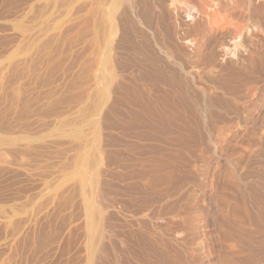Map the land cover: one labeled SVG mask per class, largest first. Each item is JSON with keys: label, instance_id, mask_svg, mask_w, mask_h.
I'll return each instance as SVG.
<instances>
[{"label": "rangeland", "instance_id": "rangeland-1", "mask_svg": "<svg viewBox=\"0 0 264 264\" xmlns=\"http://www.w3.org/2000/svg\"><path fill=\"white\" fill-rule=\"evenodd\" d=\"M132 2L0 0V264H169L160 251L177 249L142 163L144 145L167 141L145 139L127 104ZM168 3L176 29L194 18L184 0ZM136 20L140 50L157 49V29ZM238 38L221 60L236 59Z\"/></svg>", "mask_w": 264, "mask_h": 264}, {"label": "bare ground", "instance_id": "bare-ground-1", "mask_svg": "<svg viewBox=\"0 0 264 264\" xmlns=\"http://www.w3.org/2000/svg\"><path fill=\"white\" fill-rule=\"evenodd\" d=\"M149 1L131 5L134 16L157 29L160 46L145 42L140 50L134 18L127 104L132 121L145 125V139L161 136L165 140L158 141L168 144L143 146V176L156 190L152 202L162 204L171 229L180 233L175 252L163 250L157 258L169 264H264V0H184L186 14L195 16L190 22L180 16L178 29L168 0L157 7ZM238 37L243 43L234 47L240 45L236 59L221 60L228 41ZM176 38H188L190 48L178 50ZM195 141L203 148H189Z\"/></svg>", "mask_w": 264, "mask_h": 264}]
</instances>
